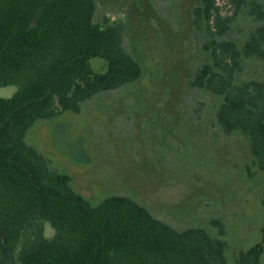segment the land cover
<instances>
[{
  "label": "trees",
  "instance_id": "1",
  "mask_svg": "<svg viewBox=\"0 0 264 264\" xmlns=\"http://www.w3.org/2000/svg\"><path fill=\"white\" fill-rule=\"evenodd\" d=\"M193 0V29H203L209 60L190 87L222 97L216 119L243 132L251 164L264 171V78L247 75L264 61V1ZM97 0H0V264H228L226 226L177 227L125 194L94 204L26 140L40 120L79 112L98 92L140 78L124 44V26L96 20ZM107 62L96 72L91 58ZM264 205V193L262 198ZM263 237L239 251L237 264H264Z\"/></svg>",
  "mask_w": 264,
  "mask_h": 264
},
{
  "label": "rangeland",
  "instance_id": "2",
  "mask_svg": "<svg viewBox=\"0 0 264 264\" xmlns=\"http://www.w3.org/2000/svg\"><path fill=\"white\" fill-rule=\"evenodd\" d=\"M192 1L97 0L96 20L123 24L124 44L142 64L140 78L98 92L79 112L37 121L26 140L73 175L74 187L94 204L129 195L177 227L220 217L228 264H237L239 251L263 237L264 171L251 164L246 135L218 124L222 97L190 87L209 60L203 29H193ZM217 4L223 14L233 12L226 0ZM91 65L107 69L100 56ZM246 72L264 78V61L250 62ZM16 89L0 86V96Z\"/></svg>",
  "mask_w": 264,
  "mask_h": 264
}]
</instances>
